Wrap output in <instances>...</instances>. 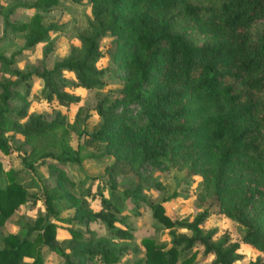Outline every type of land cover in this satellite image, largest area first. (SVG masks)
Returning <instances> with one entry per match:
<instances>
[{
  "label": "trees",
  "instance_id": "1",
  "mask_svg": "<svg viewBox=\"0 0 264 264\" xmlns=\"http://www.w3.org/2000/svg\"><path fill=\"white\" fill-rule=\"evenodd\" d=\"M57 1H20L4 7L3 26L23 35V48L45 42L52 25H43L38 12L22 23H13L8 17L15 7L45 11ZM90 1L91 19L76 36L78 46L71 47L68 55L50 69L21 72L10 67L11 58L0 55V151L7 154L14 149L21 164L30 169L34 163L45 164L50 171L66 162L78 163V157L61 149L65 136L55 135L58 129L62 133L67 130L63 114L56 111L49 120L42 113L27 114L30 75L42 80L47 101L75 104L79 97L72 92L74 88L99 89L104 85V70L95 66L100 56L99 42L107 34L120 32L125 52L118 69L126 78L121 100L125 106L135 107L134 114L142 122L136 125L131 116L110 115L100 99L96 113L102 123L95 131L78 134L109 139L107 134L113 127L136 129L137 135L129 139L137 149V153H130L134 154L130 160L136 163L135 171L148 166H180L186 174L202 176L204 193L226 218L242 227L241 241L260 253L247 264H264V211L259 216L254 210V204L264 210V0H151L152 8L132 17L115 11L122 0ZM63 71L71 72L73 78L65 77ZM190 96L221 102L202 119L205 130L196 143L190 139L197 137L194 134L198 131L185 121L190 111L185 102ZM5 120L12 121L9 135H4ZM15 136L24 143L17 145ZM45 141L56 150L48 148ZM34 142L35 148L25 147ZM15 172L4 171L0 163V176L5 178L0 186V226L27 198ZM58 175L63 176L62 170ZM234 180L238 185L232 192ZM152 181L159 187L156 180ZM148 187L134 182L118 191L110 184L108 197L100 196L102 206L96 211L80 202L65 221L82 226L100 221L114 239L95 238L93 232L81 239L79 231L69 228L70 237L80 245L77 249L73 245L69 252L53 245L57 226L49 220L56 213L54 202L66 198L67 193L58 186L42 187L44 213L24 221L23 234L1 238L0 264H44L42 247L61 256V264H73V255L92 264H112L140 252L142 256L135 264H175L181 255L179 264H190L195 258L196 250L191 251L194 247L202 256L212 255L210 264H232L239 257L237 243H227L225 237L213 241V229L202 230L206 208L190 220H172L162 205L172 195L148 200L142 192ZM126 199L131 202L128 207L122 203ZM140 203H146L156 223L167 230L169 247L164 248L151 236L140 239L142 251L131 242L132 226L126 216L138 215ZM174 228L186 229L189 235L176 234ZM188 251L190 254L185 255ZM23 257L31 260L23 261Z\"/></svg>",
  "mask_w": 264,
  "mask_h": 264
},
{
  "label": "rangeland",
  "instance_id": "2",
  "mask_svg": "<svg viewBox=\"0 0 264 264\" xmlns=\"http://www.w3.org/2000/svg\"><path fill=\"white\" fill-rule=\"evenodd\" d=\"M32 0H1L0 2V55L6 60L11 58L10 67L18 69L21 72L40 71L42 68L50 69L55 61L68 55L70 48L78 46L77 34L82 32L87 22L91 19V1L80 0L71 2L70 0H58L55 5L50 6L45 11H36L34 8L15 7L9 15V21L13 23L27 22L33 13L38 12L43 25H52L48 30V38L45 42L36 43L35 45L23 48L24 37L19 32H13L9 28L5 29L2 23V9L4 7L13 6L17 2ZM153 7L151 0H122L115 11L123 16L132 17L144 9ZM124 36L120 32H113L104 36L100 42V56L95 62L97 68L104 70V85L99 89H85L76 87L72 92L78 95L77 103H61L54 99L46 100L44 98V88L42 80L35 74L30 75L29 92L27 95V114L42 113L46 119L53 118L56 111L64 115L67 123V130L62 133L60 129L56 130L55 135L65 136V144L61 145V149L72 153L80 158L78 163L66 162L57 169L51 171L45 167V164L34 163V168H27L21 164L16 151L11 150L4 154L0 151V162L3 164L4 171L10 169L15 172L16 180L24 188L31 208L26 213L21 214V219L31 221L32 216L44 213V203L42 198V187L58 188L67 193L66 198L56 200L54 207L56 213L49 217L53 220L57 227L62 229L60 236L53 240V245L57 246L64 252H69L72 246L75 249L80 248L76 239H72L68 233V229H76L80 232V238H89V234L93 232L96 237H106L114 239L110 236L104 225L100 221H92L87 225H72L65 219L71 217L74 208L85 202L87 209L96 211L101 208L102 201L100 196L108 197L109 185L114 184L119 191L122 188H128L132 183L138 182L143 186H148L147 190H142L148 200L159 201L163 197L172 195L171 198L162 203L165 214L172 220H190L196 213L203 208L208 210L207 216L201 223L203 231L213 229L211 239L216 241L225 237L227 243H237L236 252L239 257L232 264H247L249 260L260 255L253 246L241 241L242 227L233 221H230L219 210L215 201L204 193V183L202 176L198 174H186L184 168L167 167H150L138 169L135 171L134 159L130 160L131 152L137 153L135 146L131 144L129 139L136 134V129L128 128L127 130H119L115 127L110 129L108 133L109 139L92 138L79 131H95L102 123L96 113V103L103 99L104 111H109L110 115L115 116H131L136 125L141 124V120L134 114L135 107L133 105L125 106L121 100V89L125 84V75L118 69L120 56L125 52L123 46ZM65 77L73 78V74L63 71ZM2 72L0 71V78ZM185 102L189 112L186 116V123L197 129V137L190 139L191 142L198 141L202 138L205 128L202 125V119L213 113L221 104L220 100L207 98H194ZM110 106V108H109ZM109 109V110H107ZM108 115V114H106ZM20 119L19 121H23ZM12 121L5 120L3 126L4 135L10 134ZM48 135V134H45ZM52 135V134H51ZM79 135V136H78ZM15 143L21 142L20 137H14ZM46 146L55 151L57 147L46 142ZM205 143V144H204ZM203 148L208 149L206 141L202 142ZM28 145V146H27ZM37 143H28L27 148H35ZM68 145L69 149L65 146ZM45 146V147H46ZM22 147L23 150L26 148ZM115 148V151H114ZM60 149V150H61ZM202 150V149H199ZM198 150V153H199ZM11 153V154H10ZM10 154V155H9ZM50 159H46L49 161ZM61 168V169H60ZM58 170H62L63 176L58 175ZM158 182L159 187L155 186L153 181ZM5 178L0 176V186L4 183ZM232 182V181H231ZM233 183V182H232ZM229 185V183H228ZM238 183L230 185L232 192L237 190ZM228 195H231L228 192ZM224 199V197L222 196ZM226 198L228 196L226 195ZM71 203V204H70ZM123 205L128 207L131 202L123 200ZM138 215H127L126 221L132 226L131 242L140 247V239L142 237L151 236L155 242L161 244L164 248L169 247V237L167 230L161 228L151 216V210L146 203L139 204ZM254 210L257 214L264 210L260 204H254ZM263 215V214H262ZM116 226L121 227L116 223ZM176 234L189 235L186 229L174 228ZM1 237V236H0ZM76 242V244H74ZM41 248V252L50 255L47 258L48 264H61L62 257L54 251ZM196 250L195 258L190 264H210L212 255L202 256L201 250L197 247L191 249ZM191 251L185 253L189 255ZM41 253V254H42ZM142 256V252L136 255H126L119 261L112 264H135V261ZM184 255L179 256L175 264H179V260ZM73 264H92L89 260H82L76 255L72 257Z\"/></svg>",
  "mask_w": 264,
  "mask_h": 264
},
{
  "label": "crops",
  "instance_id": "3",
  "mask_svg": "<svg viewBox=\"0 0 264 264\" xmlns=\"http://www.w3.org/2000/svg\"><path fill=\"white\" fill-rule=\"evenodd\" d=\"M1 165H2V169L4 170L2 163H1ZM30 208H31L30 202L28 200H25L24 203L20 204L14 210V212L8 218H6L4 220L3 224L0 226V236H1L0 237V248L2 246L1 238L4 235H6V234H23L25 232V229L23 228V224L22 223L24 221H26L27 219L19 220V218L21 217V215H19V213H21V214L26 213L27 215H29L28 210ZM35 217H36V215L32 216L31 220H33ZM52 222H54V221L52 220ZM61 232H62V229L60 227H57L56 228V234H55V240L58 238V236H60ZM42 248L46 249L45 247H42ZM43 249H42V251H43ZM47 258H51V256L47 255L45 253H42V259H43L44 264H48L47 263ZM30 260L31 259L28 258V257H23V261H30Z\"/></svg>",
  "mask_w": 264,
  "mask_h": 264
}]
</instances>
